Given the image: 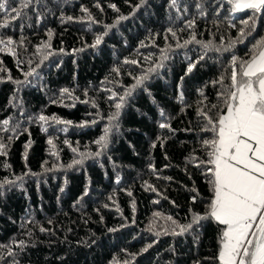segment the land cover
<instances>
[{
    "label": "trees",
    "instance_id": "1",
    "mask_svg": "<svg viewBox=\"0 0 264 264\" xmlns=\"http://www.w3.org/2000/svg\"><path fill=\"white\" fill-rule=\"evenodd\" d=\"M7 5L0 23L9 21L11 7L22 15L0 27V38L14 41L12 52L0 44V140L8 146L0 155V183L15 181L0 189V264H219L223 226L212 219L193 223L213 197L208 166L197 167L208 159L202 140L211 137L200 131L197 109L215 116L211 106L223 107L222 85L213 81L223 76L230 83L232 56L250 57L264 38V12L256 14L255 30L230 47L252 13L231 12L227 0ZM97 36L101 43L93 47ZM145 74L101 149L95 141L114 104ZM65 88L72 98L62 96ZM40 115L72 124H44Z\"/></svg>",
    "mask_w": 264,
    "mask_h": 264
},
{
    "label": "snow or ice",
    "instance_id": "2",
    "mask_svg": "<svg viewBox=\"0 0 264 264\" xmlns=\"http://www.w3.org/2000/svg\"><path fill=\"white\" fill-rule=\"evenodd\" d=\"M30 3L31 0H22L23 8H27ZM227 3L231 5V12L233 13L246 10L252 13L248 19L242 21L243 27L239 30L240 36L230 45L232 47L235 43L243 42L244 38L255 30L256 14L264 12V0H227ZM172 5H176V0H172ZM7 7H9L7 0H0V11ZM111 7L115 8V5H111ZM82 11L87 12V9H82ZM6 14L9 15V21L0 23V27L6 28L10 21L21 17L22 10L11 7L10 13ZM88 18L89 20L92 19L91 14ZM68 19L71 20L72 17ZM120 19L123 20L126 17L122 16ZM191 24L192 22H189V26ZM49 38H51V34H49ZM101 40L102 37L97 36L95 44L92 46L99 45ZM13 43L14 41L10 37L6 40L0 38V44L8 47L10 52L13 51L10 47ZM45 47H49V45L46 44ZM204 47L208 48L209 45L205 44ZM3 50L0 48V51ZM217 51H221V49H217ZM131 63L135 64L136 61H131ZM160 67L163 65L156 66V68ZM194 67L195 64H190L186 74L191 73ZM156 68H149L147 71L153 73ZM34 73L35 69H32L25 75L26 77L32 76ZM148 78L149 76L145 74L136 79L132 88L126 91L124 95L119 96V102L114 104L116 111L108 117V126L104 128L103 135L95 141V144L99 145L101 149L107 147L109 134L114 126L113 122L119 118L126 97L131 96L132 92ZM227 79L230 83H225L223 76L219 80L213 81V84L222 85L218 97L223 107L221 108L220 105L211 106L212 109H218L216 115L210 114L211 109L208 111L197 109L198 115L204 120L203 125L200 126V131L211 134L209 139L202 140V146L206 150L208 159L201 160L197 167L208 166L206 171L212 177L209 183L212 186L213 197L206 215H194L193 223L212 219L218 225L223 226L217 257L219 264H264V38L253 45V51L248 59L242 60L235 55L232 56ZM16 83L21 82L17 81ZM201 94L203 95V93ZM63 95L72 98V93L67 88L62 90ZM116 98L115 93L109 97L113 100ZM180 98L183 99L182 93ZM163 115L162 111L161 116ZM38 119L44 124H49L50 121L61 125L72 124V121L61 120L55 116L49 118L40 115ZM2 123L4 130H8L9 120L5 119ZM92 123H96V121L93 120ZM159 127L169 128V125L160 123ZM43 130L46 132L47 128ZM186 131H192V129H186ZM47 142L55 148L51 138ZM65 143L67 144L68 141ZM30 144L31 141L25 145L26 149ZM7 148L8 146L0 140V155H7ZM72 151L75 153L77 149L72 148ZM52 154L55 155L56 153L53 152ZM80 155L83 158L85 154L81 153ZM95 155L99 156L100 152L95 153ZM26 159L27 151L25 152ZM46 163L47 161H45ZM80 163H82V159L73 161V164ZM5 166L7 167V165ZM71 166L69 165V167ZM48 170L45 168V171ZM17 179H22V177ZM14 183L15 181L5 180L0 183V189L5 184ZM128 194L131 196V192ZM195 199L196 197H193V201ZM155 215L159 216L160 213ZM173 223L175 222L173 221ZM191 227L192 224L181 226L180 231L178 233L173 232V234L182 235ZM19 246L23 248L24 242L21 241ZM8 255L13 256L14 253L9 250ZM13 264L16 262L13 261Z\"/></svg>",
    "mask_w": 264,
    "mask_h": 264
}]
</instances>
